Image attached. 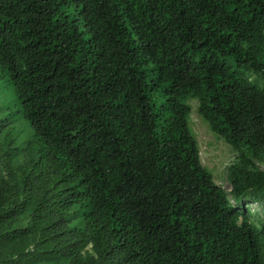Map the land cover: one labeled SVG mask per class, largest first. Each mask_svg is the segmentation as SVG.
Masks as SVG:
<instances>
[{
    "label": "trees",
    "instance_id": "obj_1",
    "mask_svg": "<svg viewBox=\"0 0 264 264\" xmlns=\"http://www.w3.org/2000/svg\"><path fill=\"white\" fill-rule=\"evenodd\" d=\"M263 165L264 0H0V264H264Z\"/></svg>",
    "mask_w": 264,
    "mask_h": 264
},
{
    "label": "rangeland",
    "instance_id": "obj_2",
    "mask_svg": "<svg viewBox=\"0 0 264 264\" xmlns=\"http://www.w3.org/2000/svg\"><path fill=\"white\" fill-rule=\"evenodd\" d=\"M189 104L192 108L189 126L198 145L201 163L211 172L216 184L226 186L227 167L233 159L234 153L228 145L210 133L206 125L200 120L195 110L197 101L190 100ZM250 207L256 209L257 218L262 219L264 217L262 208L259 206L255 208L254 205H250Z\"/></svg>",
    "mask_w": 264,
    "mask_h": 264
},
{
    "label": "clouds",
    "instance_id": "obj_3",
    "mask_svg": "<svg viewBox=\"0 0 264 264\" xmlns=\"http://www.w3.org/2000/svg\"><path fill=\"white\" fill-rule=\"evenodd\" d=\"M195 110H196V108H195ZM223 187L225 188L226 192H229V191L231 190L230 187H227V184H226V186H223ZM229 199H230V198H229ZM230 201H231V203H233L232 200H230ZM250 205H254L255 208H256V206H258V205L255 204V203H245V207H246L247 209H249L252 213H254V214L256 215V213H255V210H256V209H253L252 207H250ZM255 218H256V216H255Z\"/></svg>",
    "mask_w": 264,
    "mask_h": 264
}]
</instances>
